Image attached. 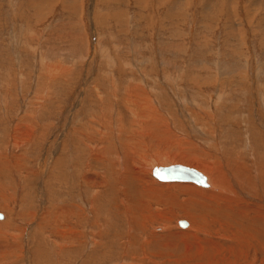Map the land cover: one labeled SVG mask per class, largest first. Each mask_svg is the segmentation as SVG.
<instances>
[{"label": "rangeland", "instance_id": "rangeland-1", "mask_svg": "<svg viewBox=\"0 0 264 264\" xmlns=\"http://www.w3.org/2000/svg\"><path fill=\"white\" fill-rule=\"evenodd\" d=\"M212 1L0 0V264H264V0Z\"/></svg>", "mask_w": 264, "mask_h": 264}, {"label": "bare ground", "instance_id": "bare-ground-1", "mask_svg": "<svg viewBox=\"0 0 264 264\" xmlns=\"http://www.w3.org/2000/svg\"><path fill=\"white\" fill-rule=\"evenodd\" d=\"M204 1V0H203ZM210 1V0H209ZM227 1H229L230 2V4L233 2V0H221V2H219V0H214V1H212V4L210 5V7H209V11L211 12V13H213V11H214V13H215V11H221V9L223 10L224 9V3L226 2L227 3ZM251 1V0H250ZM253 1V0H252ZM251 1V4L253 5V6H256L257 5V2L256 3H253ZM230 4H229V6H230ZM260 4V3H259ZM258 4V5H259ZM251 5V6H252ZM143 6V5H142ZM177 6V5H176ZM228 8V7H227ZM230 8V7H229ZM263 8V7H262ZM208 9V8H207ZM234 9H235V7H234ZM175 10V9H174ZM179 10V9H178ZM228 10V9H227ZM230 11V10H229ZM255 11V10H254ZM256 11H257V9H256ZM231 12V11H230ZM264 13V12H263ZM216 14V13H215ZM231 16V15H230ZM151 104V103H150ZM141 105H143V104H141ZM152 105V104H151ZM140 107H142V109H143V107L144 106H140ZM144 110V109H143ZM138 111V110H137ZM146 112V111H145ZM145 112L144 111H142V114L143 115H146L145 114ZM150 115V114H149ZM155 116H156V114L154 115L153 114V116H152V114L149 116V117H147L148 119L150 118V119H152V120H157L156 118H155ZM155 118V119H154ZM148 119H147V121H148ZM152 122V121H151ZM150 122V123H151ZM154 122V121H153ZM100 132V131H99ZM132 133H134V131H132ZM133 135V134H132ZM134 136V135H133ZM217 140V139H216ZM180 143V142H179ZM165 145V144H164ZM183 147V146H182ZM95 149V148H94ZM164 150H165V148H164ZM101 151V150H100ZM105 151V150H104ZM197 151V150H196ZM168 152V151H167ZM170 152V151H169ZM194 152V151H193ZM161 154H163V153H161ZM175 155V154H174ZM162 156H164V155H162ZM185 157V156H184ZM126 160V159H125ZM194 160H196V159H194ZM199 160V159H198ZM197 160V161H198ZM124 161V160H123ZM139 160H137V162H138ZM184 162L182 163H178V164H183V165H186V166H189V167H192V168H195V169H197V170H199L200 169V167H197L195 164L197 163L196 161H193V162H196L195 164L193 163L192 164V162H190L189 160H183ZM200 161V160H199ZM186 162V163H185ZM175 162H173L172 164H174ZM155 163H153L152 165H154ZM176 164V163H175ZM198 164H200V162H198ZM202 164V163H201ZM201 164H200V166H201ZM167 165H171V164H167ZM167 165H157V166H167ZM207 165V164H206ZM220 165V164H219ZM120 167H121V169H123V165H120ZM209 168H206L205 170L206 171H208V173H210L212 176H213V180H211L212 182H210L209 180V177L204 173V172H202L206 177H207V182L210 184V186H209V188H206V189H210V190H204V189H202V188H197L196 186H194L193 184H177V185H174V186H176V187H180V189H182V188H185L186 190H187V192H190V193H193L194 195H196V194H198V196H205L206 198H209V199H230V194H231V192L233 193V190L231 189V186L229 185V180H228V177L225 175V173H223L222 172V170H221V168H218V170L217 171H215L216 170V167L215 168H212V167H210V166H208ZM213 167H214V165H213ZM218 167V166H217ZM125 168H126V165H125ZM150 169V171H152V173H153V168L151 169V167L149 168ZM202 169V168H201ZM140 170V169H139ZM144 171V170H143ZM200 171V170H199ZM215 172V173H214ZM214 173V174H213ZM141 174H145V173H142L141 171H138V169H136L135 170V172H134V177L136 178V179H139L138 177H140V175ZM127 175V174H126ZM154 175V174H153ZM131 176V175H130ZM142 176V175H141ZM155 176V175H154ZM83 177H85V176H83ZM88 177V176H87ZM123 177V176H122ZM133 177V178H134ZM156 177V176H155ZM145 178V177H144ZM157 178V177H156ZM211 178V177H210ZM123 181H125V178L124 179H122ZM148 181V180H147ZM136 182V181H135ZM167 182H170V181H167ZM177 182H183V181H177ZM137 183V182H136ZM147 183V182H146ZM193 183H195V182H193ZM197 184V183H196ZM173 185V184H172ZM190 185V186H189ZM199 185V184H198ZM135 186H136V184H135ZM138 186V185H137ZM168 186H170V185H165V186H160V187H158V188H156V189H153L154 191H158V192H162V190H164V189H166V188H168ZM200 186H203V185H200ZM187 187H189V189L187 188ZM203 187H206V186H203ZM142 188V187H141ZM145 190V189H144ZM96 192V191H95ZM170 192V191H169ZM224 193H226V194H228L227 196H224L223 194ZM159 197V196H158ZM129 198V197H128ZM143 198L144 197H140L139 196V199H138V201L137 202H140V201H142L143 200ZM144 201V200H143ZM194 201L195 202H197L198 200L195 198L194 199ZM199 202V201H198ZM92 205V204H91ZM117 208H119V206L117 207ZM118 210V209H117ZM2 219H5V214L3 213V218ZM2 219H0V220H2ZM184 221V225L182 226V227H184V228H186V227H188L189 226V222L188 221H186V220H183ZM178 223H179V221H178ZM187 224V225H186ZM180 225V224H179ZM74 228V227H73ZM192 228V227H191ZM70 230V234H74V232L72 231V229H69ZM75 231V230H74ZM129 240V239H128ZM129 243V242H128ZM125 263V262H124Z\"/></svg>", "mask_w": 264, "mask_h": 264}, {"label": "water", "instance_id": "water-1", "mask_svg": "<svg viewBox=\"0 0 264 264\" xmlns=\"http://www.w3.org/2000/svg\"><path fill=\"white\" fill-rule=\"evenodd\" d=\"M153 174L161 181L167 182H195L197 184L209 187L207 177L199 170L183 165V164H171L167 166H155L153 168ZM3 218V213L0 212V219ZM180 225H184L183 220H179ZM187 225V224H186Z\"/></svg>", "mask_w": 264, "mask_h": 264}, {"label": "crops", "instance_id": "crops-1", "mask_svg": "<svg viewBox=\"0 0 264 264\" xmlns=\"http://www.w3.org/2000/svg\"><path fill=\"white\" fill-rule=\"evenodd\" d=\"M189 226H190V224H189Z\"/></svg>", "mask_w": 264, "mask_h": 264}]
</instances>
